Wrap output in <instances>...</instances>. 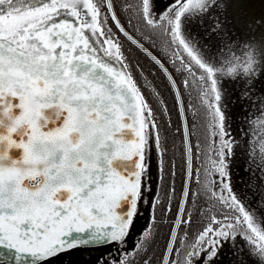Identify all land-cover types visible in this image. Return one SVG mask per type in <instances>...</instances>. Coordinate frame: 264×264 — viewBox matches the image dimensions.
Returning a JSON list of instances; mask_svg holds the SVG:
<instances>
[{"label": "snow or ice", "instance_id": "1", "mask_svg": "<svg viewBox=\"0 0 264 264\" xmlns=\"http://www.w3.org/2000/svg\"><path fill=\"white\" fill-rule=\"evenodd\" d=\"M251 7L0 0V250L15 264H264Z\"/></svg>", "mask_w": 264, "mask_h": 264}, {"label": "rangeland", "instance_id": "2", "mask_svg": "<svg viewBox=\"0 0 264 264\" xmlns=\"http://www.w3.org/2000/svg\"><path fill=\"white\" fill-rule=\"evenodd\" d=\"M248 3H250L252 6L250 8V11L252 13H254L256 15V17L258 18V25L257 26H259V18L264 17V0H248ZM193 31L194 32L202 31V29L194 28ZM161 50L163 51V49H161ZM148 80H152V78L150 76H148ZM257 128H259V125H257ZM234 173L237 177H239L241 175L238 168L234 169ZM244 179L246 180L247 177H245ZM237 183H241V181L238 179ZM252 183L255 184V181H252ZM161 195H163V192L161 193ZM249 198H251V197H249ZM92 255H99V253H93ZM84 259L85 260L89 259L88 253L84 254ZM231 259H232V256L228 255L227 258L224 259L223 264H228V261H230ZM244 260H245V264H249V258L246 255L244 257ZM50 264H55V261L50 262Z\"/></svg>", "mask_w": 264, "mask_h": 264}, {"label": "trees", "instance_id": "3", "mask_svg": "<svg viewBox=\"0 0 264 264\" xmlns=\"http://www.w3.org/2000/svg\"><path fill=\"white\" fill-rule=\"evenodd\" d=\"M125 15H126V14L122 15V19L124 18ZM125 47H126V48H130V49L132 50V56L135 57V58H137V59H139L140 62L145 66V68H149V63H148V61L145 60L144 57L141 55V53H140L139 51L136 50V48H135L134 45H131V44L125 43ZM161 51H162V50H161ZM152 71H155V69H152ZM150 77H151V76H150ZM151 78H152V77H151ZM159 82H160L159 79L155 81V83H159ZM165 96L167 97L169 104H171V98L167 96V93H165ZM171 119H172L173 121H175V119H176V114H175V112H173V113L171 114ZM163 195H164V194H163ZM163 195H161V196L163 197ZM161 235L163 236V233H162ZM0 261H1L0 263H3V264H15L14 261H10V260H8L7 256H5V255H1V256H0Z\"/></svg>", "mask_w": 264, "mask_h": 264}, {"label": "water", "instance_id": "4", "mask_svg": "<svg viewBox=\"0 0 264 264\" xmlns=\"http://www.w3.org/2000/svg\"><path fill=\"white\" fill-rule=\"evenodd\" d=\"M1 255H5L7 256L8 260L15 262L14 254L7 249L0 250V256Z\"/></svg>", "mask_w": 264, "mask_h": 264}, {"label": "flooded vegetation", "instance_id": "5", "mask_svg": "<svg viewBox=\"0 0 264 264\" xmlns=\"http://www.w3.org/2000/svg\"><path fill=\"white\" fill-rule=\"evenodd\" d=\"M0 264H3V263H0Z\"/></svg>", "mask_w": 264, "mask_h": 264}]
</instances>
